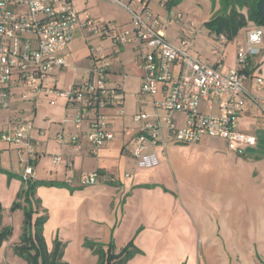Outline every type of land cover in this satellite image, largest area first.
<instances>
[{
    "label": "crops",
    "instance_id": "1",
    "mask_svg": "<svg viewBox=\"0 0 264 264\" xmlns=\"http://www.w3.org/2000/svg\"><path fill=\"white\" fill-rule=\"evenodd\" d=\"M145 1L147 9L165 21L164 32L171 43L180 46L183 38H189L193 42L189 53L208 63L220 61L223 72L236 65L237 48L245 40V31L241 30L233 40L221 45L219 37L209 29L202 25L198 28L195 22H190L188 27L183 25L186 28L181 27L170 38L167 26L180 3ZM132 2L135 9L146 13L140 0H126L127 4ZM213 4L215 6V1ZM118 8L112 16L116 22L111 23L130 30V12L124 7ZM79 10L86 44L77 46L72 39L66 51L67 65L53 72L50 84L66 90L88 79L95 49L101 48L111 63L107 81L110 85H120L124 91L121 105L125 114L116 116L114 109L107 110L115 138L97 152L89 150L81 135L78 136L80 145L72 143L76 134L74 112L64 98L54 103L44 96L37 101L16 99L10 108H0V134L12 131L19 117L34 123L31 133L37 151L34 179L67 184L65 187L39 186L36 189V198L40 199L36 215L48 217L44 226L48 246L52 247L53 242H48L55 236L54 239L58 238L64 244L63 260L67 264H97L98 256L85 246L86 239L116 244L117 235L125 229L127 238L116 244V252L135 237L134 243L142 253L136 254L127 264H154L149 253L161 252L159 244L165 237L185 230L186 221H189L190 234L193 231L205 240L201 250L197 243L190 248V252H194L190 264H264V87L259 85V81L264 80V46L259 55L250 58L240 96L244 109L236 122L240 131L256 136L257 143L244 146L243 152L239 153L219 137H204L196 142L206 147L210 164L202 173L206 181L204 186L197 178V186L190 185L196 192L200 191V195L206 197L204 199L199 194L186 193V171L177 160L179 147L173 145L176 143L165 150L159 145L149 146L143 156L153 157L152 164L140 163L133 154L136 133L131 130L135 127L132 116L141 110H151L153 103L151 97H139L143 71L138 65V49L134 44L117 49L106 37L85 33L82 27L85 21L80 20ZM177 13L181 15H176L180 22L182 14ZM86 16L91 15L87 13ZM91 41L99 43L94 51L90 50ZM127 52H130L128 56L125 55ZM84 62L86 64L81 66ZM174 70L177 74L179 65H175ZM201 108L205 109L204 103ZM177 117L181 118L180 115ZM87 127L88 123H84V129ZM61 132L65 135L64 142L58 138ZM56 154L71 159L73 166L69 167L65 162L56 165L53 161ZM26 158L27 155L19 152L16 146L0 138V192L7 198L3 202L0 194L3 207H11L17 200L23 187ZM94 171H100L101 181L82 185L81 176ZM189 173L192 177L191 171ZM199 251L203 253L200 259ZM231 251L234 257L230 255Z\"/></svg>",
    "mask_w": 264,
    "mask_h": 264
},
{
    "label": "built area",
    "instance_id": "2",
    "mask_svg": "<svg viewBox=\"0 0 264 264\" xmlns=\"http://www.w3.org/2000/svg\"><path fill=\"white\" fill-rule=\"evenodd\" d=\"M99 1L122 6L131 14L130 30L116 23L99 25L91 16H87L82 27L85 33L111 38L118 45L134 44L138 49V65L143 71L139 97H151L153 101L151 110L132 116L135 127L131 130L136 133L133 154L140 163H154L153 157L143 156L149 146L159 145L165 150L172 143H196L204 137H219L242 153L244 146L257 143L256 136L240 131L236 122L244 109L240 96L250 58L259 55L264 46V26L252 24L245 28V40L236 52V65L223 72L220 61L208 63L191 55L189 48L193 42L189 38H183L180 46L171 43L164 32L165 21L147 9L145 0H140V4L146 13L126 0ZM78 23L74 0H0V108H10L16 99L37 101L44 96L54 103L64 98L74 112L76 134L72 143L80 145L81 135L89 150L97 152L115 138L107 110L114 109L116 116L125 114L121 105L123 88L107 81L110 61L98 47L88 79L66 90L50 84L53 72L67 65L66 51ZM219 41L221 45L228 42L223 35ZM175 65H179L177 74ZM259 85L264 87V80ZM84 123H88L86 129ZM33 129L32 120L19 117L12 131L0 134L3 141L27 155L24 181L34 179L35 174ZM58 138L64 142V133H59ZM53 161L56 165L65 162L73 166V161L62 154H56ZM101 178L100 171L85 173L81 184L94 185Z\"/></svg>",
    "mask_w": 264,
    "mask_h": 264
},
{
    "label": "rangeland",
    "instance_id": "3",
    "mask_svg": "<svg viewBox=\"0 0 264 264\" xmlns=\"http://www.w3.org/2000/svg\"><path fill=\"white\" fill-rule=\"evenodd\" d=\"M214 1H215V6L213 4ZM74 3L78 10L81 8L79 11H80V20L82 22L85 21V19L87 18L86 14L89 13L93 18H95V22L99 25H105L106 22H110V23L113 21L116 22V19H114L112 16L116 14L117 9H119L118 7L123 8L122 6L119 5L102 3L99 0H74ZM85 7H87V9H85ZM220 8L221 6L219 0H182L178 8L175 10L174 15L172 16L173 20L167 26L168 36L171 38L172 36H174V34H176L181 30V27L184 28L188 27V24L190 22H195L198 28L201 25L206 28L205 22H207L210 19V16L213 13L215 12L218 13L220 11ZM177 12H181L182 14V17L180 18V22L176 18V15L178 14ZM80 25L81 24L79 22L76 27V31L74 33V38H73L77 46L86 44V41L84 39L85 36L82 33ZM183 25H185L186 27ZM243 31L245 30L242 29V32ZM106 40L109 41L110 44H112L117 49H120L121 46H124V45L114 44L111 38H107ZM90 43L92 44L90 47L91 51L92 50L94 51V49L99 44L96 42L94 43L92 41ZM102 46H106V45L103 44ZM129 54L130 52H127L125 55L128 56ZM107 60H109V58H107ZM84 64L86 63L85 62L81 63V66H83ZM88 68L90 69V67ZM173 145L179 147L177 160L181 168H183L186 171L185 172L186 177H184V180L187 184L186 193L190 195L191 194L194 195V193L200 195V191L196 192L195 187H192L190 183L195 184V186H197L195 178H197V182L199 184H203V186L206 183V181L204 180V176L202 174L205 172V168L210 164V159L207 156L206 147L200 146L198 143H176ZM181 146L182 148H180ZM190 171L192 173L191 174L192 177H189ZM0 194L1 196H3L2 201L4 202L7 198L4 197V194L2 195L1 192ZM200 197L206 199L205 196L200 195ZM1 204L3 206V203ZM11 207H3L4 223L12 227V234L9 237V239L4 243V246L0 250V264H25V259L14 251L15 246L20 242L21 235L23 232L22 223L24 219V214L21 209L18 208L12 210ZM200 208L201 210L205 209L204 205H201ZM186 222L187 225L184 227L185 230H181L180 233L178 232V234L176 235L166 236L165 241H162L159 244L161 252L149 253L152 257L151 259L154 264H179L180 258H182L180 264H190L191 258L192 260L194 258V252L191 253L190 248H193L195 243H197L199 250L204 248L205 246L204 237L201 236L200 234L197 236L196 233L193 231L190 234V230H189L190 222L189 221ZM192 223H194V221H192ZM126 238H127V230L124 229L117 235L116 244L121 243ZM53 239H49L48 243H52ZM230 255L234 257L235 254L234 252L231 251ZM253 255H255V253H253ZM197 256L200 259V256H203V253L199 251ZM148 259L150 261V256ZM232 263L234 264V262Z\"/></svg>",
    "mask_w": 264,
    "mask_h": 264
},
{
    "label": "trees",
    "instance_id": "4",
    "mask_svg": "<svg viewBox=\"0 0 264 264\" xmlns=\"http://www.w3.org/2000/svg\"><path fill=\"white\" fill-rule=\"evenodd\" d=\"M181 1L172 0L171 4L177 5ZM219 2L220 11L205 22L206 28L217 37L223 35L229 41L249 25L264 26V0H219ZM66 185L57 181L23 180V187L11 209L19 208L24 213L23 232L14 251L25 259V264H67L63 260L64 244L58 238L53 240L51 248L47 244L44 235L47 215H36L40 206V199L36 198V189L39 186L65 187ZM3 211L0 202V248L12 234V227L4 223ZM134 240L135 237L119 252H116L114 241L105 244L86 239L85 246L98 256L97 264H127L136 254L142 253Z\"/></svg>",
    "mask_w": 264,
    "mask_h": 264
}]
</instances>
